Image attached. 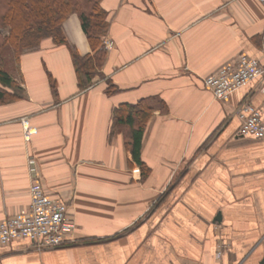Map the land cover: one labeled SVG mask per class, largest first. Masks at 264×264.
Instances as JSON below:
<instances>
[{
	"label": "crops",
	"instance_id": "crops-1",
	"mask_svg": "<svg viewBox=\"0 0 264 264\" xmlns=\"http://www.w3.org/2000/svg\"><path fill=\"white\" fill-rule=\"evenodd\" d=\"M101 5L113 44L89 87L70 55L93 54L77 14L63 24L68 46L46 41L11 67L19 97L0 84V223L29 212L39 182L77 228L58 249L0 245V264H264V140L239 133L240 108L264 92L254 80L219 101L204 83L243 53L264 58V2ZM152 97L166 107L145 126L144 171L115 111Z\"/></svg>",
	"mask_w": 264,
	"mask_h": 264
},
{
	"label": "trees",
	"instance_id": "trees-1",
	"mask_svg": "<svg viewBox=\"0 0 264 264\" xmlns=\"http://www.w3.org/2000/svg\"><path fill=\"white\" fill-rule=\"evenodd\" d=\"M101 2L102 0H0V84L14 90L10 95L17 96L16 93L20 92L11 76L14 70L11 67L20 63L23 53L39 50L46 41L54 46H68L62 28L73 14L79 17L93 52L92 55L81 56L75 48L70 47L79 86L86 89L96 77L102 76L101 70L107 53L103 41L108 35L110 21ZM116 92V85L108 81L106 93L113 95ZM165 107L163 101L152 97L136 104L122 105L115 111L117 124H127L132 129L131 153L133 160L144 171L147 168L140 158V147L145 126L154 110Z\"/></svg>",
	"mask_w": 264,
	"mask_h": 264
},
{
	"label": "built area",
	"instance_id": "built-area-1",
	"mask_svg": "<svg viewBox=\"0 0 264 264\" xmlns=\"http://www.w3.org/2000/svg\"><path fill=\"white\" fill-rule=\"evenodd\" d=\"M112 44L111 41H105V49H110ZM262 53L264 55V44ZM254 80L259 81V90L264 92V58L257 60L243 53L222 65L204 83L214 99L227 101L235 91ZM239 116L242 121L240 135L264 140V102L259 107L243 104ZM25 136L29 138L28 131ZM30 195L28 213L7 217L0 223V245L22 239L31 241L39 251L72 245L77 228L75 220L69 216L67 205L46 193L39 182L31 185ZM220 256L221 252H218Z\"/></svg>",
	"mask_w": 264,
	"mask_h": 264
},
{
	"label": "water",
	"instance_id": "water-1",
	"mask_svg": "<svg viewBox=\"0 0 264 264\" xmlns=\"http://www.w3.org/2000/svg\"><path fill=\"white\" fill-rule=\"evenodd\" d=\"M221 218L220 214L216 217L215 221H219Z\"/></svg>",
	"mask_w": 264,
	"mask_h": 264
},
{
	"label": "rangeland",
	"instance_id": "rangeland-1",
	"mask_svg": "<svg viewBox=\"0 0 264 264\" xmlns=\"http://www.w3.org/2000/svg\"><path fill=\"white\" fill-rule=\"evenodd\" d=\"M6 32V31H5Z\"/></svg>",
	"mask_w": 264,
	"mask_h": 264
}]
</instances>
